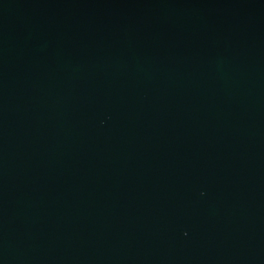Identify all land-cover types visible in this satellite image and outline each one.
Segmentation results:
<instances>
[{
  "label": "water",
  "instance_id": "water-1",
  "mask_svg": "<svg viewBox=\"0 0 264 264\" xmlns=\"http://www.w3.org/2000/svg\"><path fill=\"white\" fill-rule=\"evenodd\" d=\"M0 264H264V0H0Z\"/></svg>",
  "mask_w": 264,
  "mask_h": 264
}]
</instances>
